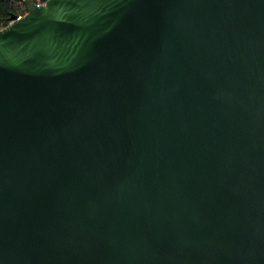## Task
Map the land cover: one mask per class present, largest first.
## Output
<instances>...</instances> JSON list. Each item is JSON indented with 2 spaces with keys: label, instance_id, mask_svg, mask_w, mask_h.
<instances>
[{
  "label": "water",
  "instance_id": "95a60500",
  "mask_svg": "<svg viewBox=\"0 0 264 264\" xmlns=\"http://www.w3.org/2000/svg\"><path fill=\"white\" fill-rule=\"evenodd\" d=\"M23 2L0 264H264V0Z\"/></svg>",
  "mask_w": 264,
  "mask_h": 264
},
{
  "label": "trees",
  "instance_id": "16d2710c",
  "mask_svg": "<svg viewBox=\"0 0 264 264\" xmlns=\"http://www.w3.org/2000/svg\"><path fill=\"white\" fill-rule=\"evenodd\" d=\"M16 0H0V20H8L10 16L15 12V4L13 2Z\"/></svg>",
  "mask_w": 264,
  "mask_h": 264
},
{
  "label": "built area",
  "instance_id": "2783aa9c",
  "mask_svg": "<svg viewBox=\"0 0 264 264\" xmlns=\"http://www.w3.org/2000/svg\"><path fill=\"white\" fill-rule=\"evenodd\" d=\"M36 2L37 3H42L43 0H36ZM13 4L16 5L15 6L16 10H15L14 14H16L17 17L23 16L26 13L27 9H26V6H25V3L23 2V0H16V1L13 2ZM12 20L13 19H11V17L8 20H6V21L0 20V29L5 27L10 22H12Z\"/></svg>",
  "mask_w": 264,
  "mask_h": 264
}]
</instances>
